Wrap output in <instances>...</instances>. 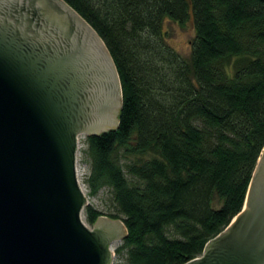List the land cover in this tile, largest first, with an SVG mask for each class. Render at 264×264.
<instances>
[{
    "label": "trees",
    "instance_id": "obj_1",
    "mask_svg": "<svg viewBox=\"0 0 264 264\" xmlns=\"http://www.w3.org/2000/svg\"><path fill=\"white\" fill-rule=\"evenodd\" d=\"M100 34L123 90L116 129L84 139L88 197L128 235L124 264H185L242 211L264 149V0H65ZM194 23L190 54L165 24Z\"/></svg>",
    "mask_w": 264,
    "mask_h": 264
},
{
    "label": "water",
    "instance_id": "obj_2",
    "mask_svg": "<svg viewBox=\"0 0 264 264\" xmlns=\"http://www.w3.org/2000/svg\"><path fill=\"white\" fill-rule=\"evenodd\" d=\"M65 0H0V264H114L124 222L91 227L79 137L119 126L120 76ZM244 207L185 264H264V149Z\"/></svg>",
    "mask_w": 264,
    "mask_h": 264
},
{
    "label": "rangeland",
    "instance_id": "obj_3",
    "mask_svg": "<svg viewBox=\"0 0 264 264\" xmlns=\"http://www.w3.org/2000/svg\"><path fill=\"white\" fill-rule=\"evenodd\" d=\"M165 28L167 30V42L173 46L176 50H178L181 54L183 55H187L190 54L191 52V41L194 40L195 36H196V29L194 26V23L189 21L188 23H186L185 25H180L179 23H176L174 21L171 22V20L167 21L165 24ZM86 135L82 134L80 135V140L84 143V139H85ZM82 146V145H81ZM80 146V147H81ZM85 147V145L82 147V149ZM81 149V153H80V162L78 163V168L80 169V171L82 172L81 175L84 176L85 173H89L88 170V166L86 163L83 162L82 158H83V151ZM79 157V155H78ZM112 196H111V192L109 188H104L99 195L95 196L94 198H91V202L95 207L108 212L111 209V200ZM89 200V198H88ZM106 216V215H105ZM108 217V216H107ZM106 217V218H107ZM110 218V217H109ZM89 224V223H88ZM91 227L93 225L89 224ZM121 242V241H120ZM120 242H117L114 244L113 247H116ZM113 249V248H111ZM114 253V264H124V259L125 255L121 254L120 256L117 255V253Z\"/></svg>",
    "mask_w": 264,
    "mask_h": 264
},
{
    "label": "built area",
    "instance_id": "obj_4",
    "mask_svg": "<svg viewBox=\"0 0 264 264\" xmlns=\"http://www.w3.org/2000/svg\"><path fill=\"white\" fill-rule=\"evenodd\" d=\"M82 140V139H81ZM80 140V138H79V147H78V155H79V157H78V163L80 162V153H81V149H82V147L84 146V144H83V142ZM82 145V146H81ZM81 146V147H80ZM78 165V164H77ZM76 165V166H77ZM77 171H78V176H79V180H80V183H81V186H82V188H83V190H84V192L87 194V192H88V188L86 187L87 185H86V183H85V179H86V175H88V172L87 173H85L84 174V176L83 175H81L82 174V172L80 171V169L78 168V166H77ZM87 197H88V194H87ZM89 198V202H91V200H90V197H88ZM115 247H113V249H114Z\"/></svg>",
    "mask_w": 264,
    "mask_h": 264
},
{
    "label": "bare ground",
    "instance_id": "obj_5",
    "mask_svg": "<svg viewBox=\"0 0 264 264\" xmlns=\"http://www.w3.org/2000/svg\"><path fill=\"white\" fill-rule=\"evenodd\" d=\"M77 164H78V162H77Z\"/></svg>",
    "mask_w": 264,
    "mask_h": 264
}]
</instances>
